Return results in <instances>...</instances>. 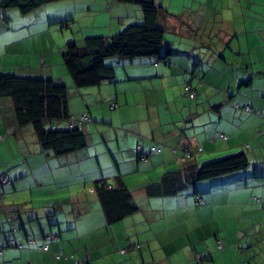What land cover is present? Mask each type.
<instances>
[{"label":"crops","instance_id":"obj_1","mask_svg":"<svg viewBox=\"0 0 264 264\" xmlns=\"http://www.w3.org/2000/svg\"><path fill=\"white\" fill-rule=\"evenodd\" d=\"M154 2L169 57H114L115 81L81 88L62 56L67 7L0 11V74L65 83L70 114L92 118L73 123L87 145L58 156L32 124L18 123L14 100L0 97V168L15 180L0 189L26 194L0 203V264H264V0ZM74 3L88 19L75 36L81 45L143 20L136 2ZM242 151L250 164L240 171L179 176ZM118 177L138 209L108 224L95 183Z\"/></svg>","mask_w":264,"mask_h":264},{"label":"trees","instance_id":"obj_2","mask_svg":"<svg viewBox=\"0 0 264 264\" xmlns=\"http://www.w3.org/2000/svg\"><path fill=\"white\" fill-rule=\"evenodd\" d=\"M55 1L60 0H0V11L17 8L21 13L28 14L43 4ZM121 1L136 2L140 5L142 22L130 24L110 37L86 36L82 45L76 40L67 42L62 56L76 87L99 86L104 82L115 81V66L107 63V60L114 57L159 56L167 59L172 53V49L165 45V29L158 21L160 6L154 0ZM71 21L72 18H68L59 23L68 25ZM163 48L165 53H162ZM4 96L14 100L18 123L34 126L44 149L52 150L54 154L60 156L87 145L86 132L73 123L91 121L92 118L89 115H86L87 119L83 116L76 118L70 114L69 88L65 83H58L47 77L20 76L14 72H2L0 97ZM59 120H68L72 124L66 128L54 126L53 122ZM249 164L250 159L246 151L236 152L205 162L193 170L187 168L181 171L179 176L182 179L188 172L195 181H200L232 174L247 168ZM4 174L5 172H1L0 176ZM14 181H8L7 184H13ZM95 188L108 224L118 222L138 209L131 190L121 177L113 183L100 179L96 181ZM8 244L20 246L15 239H10ZM0 254H2L1 247Z\"/></svg>","mask_w":264,"mask_h":264},{"label":"rangeland","instance_id":"obj_3","mask_svg":"<svg viewBox=\"0 0 264 264\" xmlns=\"http://www.w3.org/2000/svg\"><path fill=\"white\" fill-rule=\"evenodd\" d=\"M74 1H76V0H60V1L53 2L50 4V5H63L65 7H67L69 13L74 14V15H72L73 18L71 17L72 18L71 23L68 25H64L62 27V29H59V31L61 33H65L67 35H70V37L67 38L68 40L66 39V42L69 40H75V38H76L75 36H79V33L81 32L82 29L86 30L87 27H89V25L86 23L88 21V19H86L85 16L82 17V15L79 12L78 13L75 12L76 9H78L79 7H76V3H74ZM14 10L17 13H19V10L17 8H14ZM56 25H58V24H56ZM59 26L61 27V25H59ZM111 62H112L111 59L107 60L108 64ZM113 63H115V61ZM1 171H3L2 167L0 168V172ZM8 192L4 193L3 189H0V193H2V194H0V203L4 204V203H8V202H13V200H16V198H21L22 196L23 197L26 196L25 193L23 195H20V193L17 194V192H13V190L9 193ZM62 254L65 255L66 253L64 251H62ZM71 256H73V258H75L74 255H71ZM57 257H60V256L58 255ZM74 260H75V264H78L76 261H78L80 259L75 258Z\"/></svg>","mask_w":264,"mask_h":264},{"label":"built area","instance_id":"obj_4","mask_svg":"<svg viewBox=\"0 0 264 264\" xmlns=\"http://www.w3.org/2000/svg\"><path fill=\"white\" fill-rule=\"evenodd\" d=\"M157 63H158V62H157ZM185 89H186V91L188 92V94H189L191 97H195V96H196V90H194V89L192 88V86H191L190 83L186 84ZM245 109L248 110V111H251V110H252V108H251L249 105L245 106ZM83 117H84L85 119L88 118L86 115H83ZM221 136H222L223 138H225V139L227 138V136H226L224 133H223ZM142 149H143V145H141V144L138 145V150L142 152ZM161 149H162V147H161V145H159V144H154V145L151 147V151H153V152L160 151ZM187 151H188V150H187ZM142 158L145 159V160L148 159V158H147L146 156H144V155L142 156ZM8 181H12V179H10L9 176H8L7 174H4V175H1V176H0V182H1V183H2V182L7 183ZM198 200H199L201 203L204 202L203 198H201V197H199ZM49 238H51V236H50ZM139 246H140V245H138V247H139ZM219 247H222V243L219 244ZM42 248H43L44 250H48L49 245H48V244H45V245H43ZM122 251H126V249H123ZM58 255L60 256V254H58ZM199 257H200V255H199ZM76 262H77V263H80L79 260L76 261Z\"/></svg>","mask_w":264,"mask_h":264}]
</instances>
